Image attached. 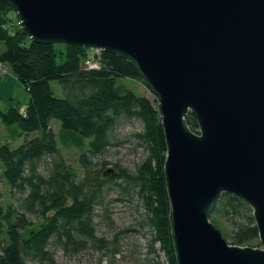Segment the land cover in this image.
Masks as SVG:
<instances>
[{"label": "water", "instance_id": "obj_1", "mask_svg": "<svg viewBox=\"0 0 264 264\" xmlns=\"http://www.w3.org/2000/svg\"><path fill=\"white\" fill-rule=\"evenodd\" d=\"M4 2L32 42L113 54L147 84L178 264H264V0ZM224 194L248 204L260 247L229 245L210 222Z\"/></svg>", "mask_w": 264, "mask_h": 264}, {"label": "trees", "instance_id": "obj_2", "mask_svg": "<svg viewBox=\"0 0 264 264\" xmlns=\"http://www.w3.org/2000/svg\"><path fill=\"white\" fill-rule=\"evenodd\" d=\"M0 44L4 48L0 62L28 94L23 110L0 109V123L13 138L40 134L14 149L0 146V175L11 199L0 206V264H55V248L70 254L89 249L117 254L116 237L112 241L98 237L94 222L97 210L108 218L106 201L117 191L122 200H135L140 207L138 225L147 238L142 264H178L157 100L118 83L138 81L149 90L133 66L103 51L32 42L20 33L18 20L4 0H0ZM91 58L98 68L85 67ZM51 82L59 85L62 98L53 95ZM52 120L60 123V139L50 127ZM185 121L192 132L198 131L193 114ZM134 124L139 128L120 136ZM82 138L88 143L78 158L82 171L78 178L57 142L81 145ZM126 144L141 154L131 170L105 158L110 148ZM209 220L229 245L259 247L252 210L242 199L222 195Z\"/></svg>", "mask_w": 264, "mask_h": 264}, {"label": "rangeland", "instance_id": "obj_3", "mask_svg": "<svg viewBox=\"0 0 264 264\" xmlns=\"http://www.w3.org/2000/svg\"><path fill=\"white\" fill-rule=\"evenodd\" d=\"M1 63V62H0ZM5 65V64H4ZM6 66V65H5ZM6 66L4 74L0 75L1 80L10 82L12 73ZM15 79V78H14ZM16 86H13L9 92L5 94L0 92V109L5 111L10 107H18L23 110L28 101V94L22 85L15 79ZM119 84L124 85L136 95H142L149 100H153L154 96L150 91L138 81H130L120 79ZM53 95L57 98H62V91L59 85L55 82L50 83ZM50 127L60 139V123L57 120H52ZM138 125L127 127L120 131V136H126L132 130L138 129ZM38 132L23 134L18 137H11L8 129L0 123V146L9 144L11 148H17L24 143L25 140H32L39 137ZM82 144H63L60 140L57 142V147L69 164L81 177L82 171L78 165L79 155L87 149V139H81ZM135 150V149H134ZM140 151H133L132 146L126 144L122 147L110 148L105 154L107 161L111 163L118 162L122 167L131 170L135 163L139 161ZM111 167V166H108ZM1 174V169H0ZM11 202L9 189L2 181L0 175V206H6ZM106 213L108 218H104L103 212L97 210L95 213V230L98 237H103L108 241H112L116 237L114 248L118 250L117 254L112 255L111 252H100L97 250H85L78 254L65 253L59 248L53 250L55 264H142L146 250L147 238L144 231L139 227L140 207L135 200L128 202L121 199L120 193L111 192L106 201ZM222 231H226V226L221 224ZM260 247V246H259ZM157 248V246H156ZM258 248V247H254ZM112 250V247H109ZM159 259L162 262L163 256L159 254ZM34 264V263H31Z\"/></svg>", "mask_w": 264, "mask_h": 264}, {"label": "crops", "instance_id": "obj_4", "mask_svg": "<svg viewBox=\"0 0 264 264\" xmlns=\"http://www.w3.org/2000/svg\"><path fill=\"white\" fill-rule=\"evenodd\" d=\"M3 46L2 44H0V51H3ZM11 74V73H10ZM13 79L9 77V79L11 80H8L10 82H6L5 80H1L0 79V92L5 94L6 92H9L10 89L13 87V86H16V83H15V77L14 75H12ZM15 78V79H14Z\"/></svg>", "mask_w": 264, "mask_h": 264}, {"label": "built area", "instance_id": "obj_5", "mask_svg": "<svg viewBox=\"0 0 264 264\" xmlns=\"http://www.w3.org/2000/svg\"><path fill=\"white\" fill-rule=\"evenodd\" d=\"M93 51L95 53L97 52L96 50H93ZM84 65L88 69H96V68H98V63H97V61L93 60V58L87 59L84 62ZM5 69H6V66L3 63H0V75L4 74Z\"/></svg>", "mask_w": 264, "mask_h": 264}]
</instances>
